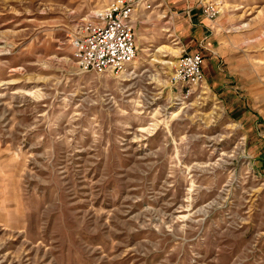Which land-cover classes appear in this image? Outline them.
<instances>
[{
	"label": "rangeland",
	"instance_id": "374dc122",
	"mask_svg": "<svg viewBox=\"0 0 264 264\" xmlns=\"http://www.w3.org/2000/svg\"><path fill=\"white\" fill-rule=\"evenodd\" d=\"M113 1L0 0V264H264V0H188L219 5L207 48L150 0L131 69L83 72Z\"/></svg>",
	"mask_w": 264,
	"mask_h": 264
},
{
	"label": "built area",
	"instance_id": "2783aa9c",
	"mask_svg": "<svg viewBox=\"0 0 264 264\" xmlns=\"http://www.w3.org/2000/svg\"><path fill=\"white\" fill-rule=\"evenodd\" d=\"M150 0H114L90 19L80 22L72 38L73 56L78 68L95 73L123 74L139 55L136 33L137 15L141 8L151 7ZM205 16L215 19L220 14L214 1L201 2ZM204 55L185 53L179 59L175 80L190 95L203 84Z\"/></svg>",
	"mask_w": 264,
	"mask_h": 264
},
{
	"label": "crops",
	"instance_id": "0c3cea01",
	"mask_svg": "<svg viewBox=\"0 0 264 264\" xmlns=\"http://www.w3.org/2000/svg\"><path fill=\"white\" fill-rule=\"evenodd\" d=\"M171 4L177 7H183L184 10L181 12L182 18H187L188 16L192 22L187 26H183L184 27L183 34L187 37V39L189 40L198 39L199 40L198 45L207 48L208 45L211 44L210 39L213 33L212 30L213 26L210 20L203 13L202 8H197L198 5L191 6L188 0H174ZM142 9L143 8H141L140 11ZM184 47L186 49L190 48V46L187 47L184 46ZM191 52L194 53V52H202V51H200V49H194ZM203 71H204V64H203Z\"/></svg>",
	"mask_w": 264,
	"mask_h": 264
},
{
	"label": "bare ground",
	"instance_id": "6f19581e",
	"mask_svg": "<svg viewBox=\"0 0 264 264\" xmlns=\"http://www.w3.org/2000/svg\"><path fill=\"white\" fill-rule=\"evenodd\" d=\"M135 61H136V60H135ZM135 61H134V62H135ZM134 62L132 63V66H133ZM132 66H131V67H132ZM130 69H131V68H130ZM128 71H129V70H127L126 72H128ZM126 72H124L123 74H125ZM123 74H122V75H123Z\"/></svg>",
	"mask_w": 264,
	"mask_h": 264
}]
</instances>
